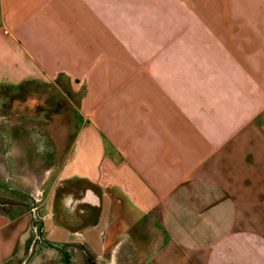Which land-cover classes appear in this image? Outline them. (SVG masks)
<instances>
[{
    "label": "crops",
    "instance_id": "1",
    "mask_svg": "<svg viewBox=\"0 0 264 264\" xmlns=\"http://www.w3.org/2000/svg\"><path fill=\"white\" fill-rule=\"evenodd\" d=\"M241 5L0 0V90L54 85L80 122L37 184L38 129L0 111V197L26 199L0 264H264V0L250 29Z\"/></svg>",
    "mask_w": 264,
    "mask_h": 264
},
{
    "label": "rangeland",
    "instance_id": "2",
    "mask_svg": "<svg viewBox=\"0 0 264 264\" xmlns=\"http://www.w3.org/2000/svg\"><path fill=\"white\" fill-rule=\"evenodd\" d=\"M242 2L243 5L241 6L230 7V13L233 16L239 14L245 16L249 29L253 28L255 24L259 26V0H242ZM255 20L258 22L256 23ZM5 93H9L10 96L6 101L0 102L1 113H8L10 115L8 120L16 119L24 126H33L38 129L39 133L33 135V138L40 143V154L46 159H41V165L36 167L38 170L36 173L37 184L47 181L49 185H52L51 182L59 168L57 163L60 160L57 161V159L60 156L62 158L63 148H68L65 156L63 154L64 158L69 152L76 128L80 124L79 119L74 117L69 104L56 91L54 85L29 84L14 91L10 89L0 90V94ZM39 114L42 115L39 116ZM7 201L24 203L26 199L19 198L17 200L15 197L10 199L0 197V205Z\"/></svg>",
    "mask_w": 264,
    "mask_h": 264
},
{
    "label": "water",
    "instance_id": "3",
    "mask_svg": "<svg viewBox=\"0 0 264 264\" xmlns=\"http://www.w3.org/2000/svg\"><path fill=\"white\" fill-rule=\"evenodd\" d=\"M47 244H49V245H51V246H53V247L57 248L55 245H52V244H50V243H47Z\"/></svg>",
    "mask_w": 264,
    "mask_h": 264
}]
</instances>
